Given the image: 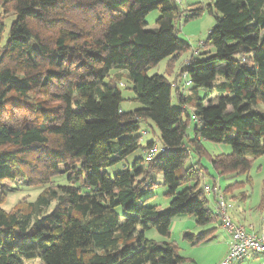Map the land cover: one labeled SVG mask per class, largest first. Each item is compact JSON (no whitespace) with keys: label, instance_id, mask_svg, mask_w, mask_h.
<instances>
[{"label":"trees","instance_id":"16d2710c","mask_svg":"<svg viewBox=\"0 0 264 264\" xmlns=\"http://www.w3.org/2000/svg\"><path fill=\"white\" fill-rule=\"evenodd\" d=\"M179 4L0 0V15L16 16L7 33L0 20V264H26L36 254L44 264H192L174 243L148 239L145 231L153 227L170 237L180 214L195 216L199 225L218 219L204 190L203 141L232 148L211 158L219 176L247 172L264 156V0H215L216 24L197 51L204 57L192 55L193 66L170 80L191 49L179 37L187 10ZM156 9L157 26L148 28L147 15ZM165 58L167 76H148ZM124 78L142 105L131 111L122 109ZM141 121L156 125L168 152L147 159L155 142L119 140ZM138 149L143 155L123 170L106 171ZM192 153L197 160L186 166ZM61 165L68 184L49 185L11 211L2 207L6 181L51 184ZM158 172L172 196L166 211L147 203ZM211 236L210 230L185 235L197 242Z\"/></svg>","mask_w":264,"mask_h":264},{"label":"rangeland","instance_id":"374dc122","mask_svg":"<svg viewBox=\"0 0 264 264\" xmlns=\"http://www.w3.org/2000/svg\"><path fill=\"white\" fill-rule=\"evenodd\" d=\"M215 0H181V8L187 9L184 16L179 19V26L181 27L179 32V37L191 45V49L184 53L180 60L176 63V69L172 76H168L169 79L174 80L176 75L180 73L181 70L187 66H193L188 61L191 60L192 55L195 58H202L204 56L197 53L198 50H203L201 43L207 41L208 33L211 28L216 24L218 12L214 8ZM202 4L204 6L200 15L195 18H190L186 20L189 14L197 12L195 10L197 6ZM190 9V10H189ZM194 10V11H193ZM160 15L159 10L151 11L146 18L148 23V28H155L157 26L156 20ZM15 14L13 12L3 13L1 11L0 20H2L7 29L6 33L12 21L15 19ZM169 62V58L163 59L158 65L151 67L147 75L152 76L154 74H160L167 76L166 68ZM123 72V71H121ZM222 80V76L217 77V82ZM185 83V78L181 79ZM125 100L122 102V109L124 111H131L141 107V103L136 101V92L133 89V84L129 82L126 78L120 83ZM185 93L190 91V86L184 84ZM216 97V93L209 95V100ZM172 106L177 109L180 106L176 94L172 95ZM191 111V110H189ZM20 113V111H18ZM22 120V119H21ZM194 122L188 130V135L193 136ZM141 136V144L146 146L149 142H155L161 145L160 133L156 125L152 121H141L140 129L132 134L124 135L119 138V140L135 139ZM204 150L201 153V166L208 174L204 179L205 183L212 184L213 177H216L218 187L221 191L225 188L230 187L226 197L234 202L233 210L241 211L244 215V220L248 224L253 222H264V156L257 157L251 164L247 172L232 171L224 176H219L212 165L211 158L221 154L230 153L232 148L227 143H213L211 141H203ZM143 155L142 149H138L133 154H131L127 160L119 161L106 169L110 174H114L118 171L123 170L126 164L133 163L134 159ZM197 160V153L191 154V157L187 160L186 166L193 164ZM68 173L64 170V165L60 166V173L56 174L52 180L51 184H38V185H27L22 179L15 181H6L3 187L4 192L7 197L2 207L6 211H11L18 203L25 206L26 204L33 202L37 199L41 191L49 186L55 184H68ZM203 179V178H202ZM203 181V180H202ZM155 183L151 193L149 194L148 205L156 206L160 211H166L169 208V203L172 200V196L169 194V189L164 183V175L162 172L152 173L151 183ZM235 196L236 198H231ZM210 205L214 207V201L211 196H209ZM46 210V212L51 211L53 205ZM232 215V214H231ZM235 220V219H234ZM242 223H245L241 221ZM245 223V224H246ZM216 224V223H215ZM214 224L199 225L196 222V218L193 215L180 214L173 218V224L171 228L170 237H164L159 234L155 228H150L145 231V236L148 239L157 240L160 243L169 241L174 243L181 256L186 258H193L195 264H221L223 250L225 248V241L229 238L227 232L223 227H219L216 230L215 238L213 240H203V241H193L186 234H193L198 236L202 231L212 227ZM222 226V225H221ZM223 230L219 233V231ZM223 234V237H221ZM26 264H44L41 259L36 255L32 258H25ZM234 264H264V256L260 254H249V256L236 261Z\"/></svg>","mask_w":264,"mask_h":264},{"label":"built area","instance_id":"2783aa9c","mask_svg":"<svg viewBox=\"0 0 264 264\" xmlns=\"http://www.w3.org/2000/svg\"><path fill=\"white\" fill-rule=\"evenodd\" d=\"M176 1L181 2V0ZM184 78V84L191 86L192 81L187 72L183 74ZM168 151L169 149L155 143L146 151L147 159L153 158L159 152ZM204 190L208 196L213 198L215 213L230 239L229 251L221 264H234L251 253L264 256V230L259 232L252 231L244 223L235 221L231 215L234 202L226 197V194L224 191H221L218 185L213 186L212 184L205 183Z\"/></svg>","mask_w":264,"mask_h":264},{"label":"crops","instance_id":"0c3cea01","mask_svg":"<svg viewBox=\"0 0 264 264\" xmlns=\"http://www.w3.org/2000/svg\"><path fill=\"white\" fill-rule=\"evenodd\" d=\"M176 69V68H175ZM174 74V73H173ZM172 76V75H171ZM176 78V77H175ZM171 80V79H170ZM175 80V79H174ZM227 191H229V189L227 190ZM226 191V194H228V192ZM231 198H236L235 196H231ZM215 211V210H214ZM231 214H232V217H233V219H235V221H237V222H241V221H243V222H245V220H244V215H243V213L241 212V211H237L236 209L235 210H231ZM216 223V224H215ZM246 223V222H245ZM244 223V224H245ZM210 224H214L212 227H209L208 229H206V230H204V231H208V230H210V231H212V236L210 237V238H208L209 240H213V238H215V233H216V230L219 228V227H222L221 226V223L219 222V220L217 219L216 221H214V222H212V223H210ZM208 225V224H207ZM247 227H248V229L249 230H252V231H256V232H259V231H263L264 230V222H253V221H251L250 223H246L245 224ZM204 231H202V232H204ZM223 230L221 229V231H219V233L220 232H222ZM221 237H223V234H221ZM229 237V236H228ZM224 238V243H225V248H224V250H223V253H222V257H224V256H226L227 255V253H228V251H229V246H230V239L228 238L227 240H226V238L225 237H223ZM208 239H206V240H208ZM189 259H191V262H192V264H195L194 262H195V260L193 259V258H189Z\"/></svg>","mask_w":264,"mask_h":264}]
</instances>
